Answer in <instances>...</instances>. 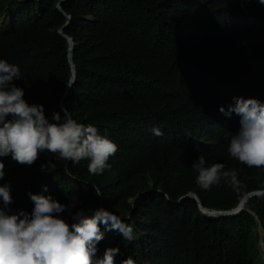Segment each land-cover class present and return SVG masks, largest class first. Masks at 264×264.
I'll return each instance as SVG.
<instances>
[{"label":"trees","instance_id":"16d2710c","mask_svg":"<svg viewBox=\"0 0 264 264\" xmlns=\"http://www.w3.org/2000/svg\"><path fill=\"white\" fill-rule=\"evenodd\" d=\"M68 37L76 67L70 89ZM0 59L20 68L15 85L29 104L44 106L50 121L66 109L119 146L102 175L90 174L87 160L73 164L47 151L30 167L0 158V186L10 185L14 200L9 214L31 213L28 193L47 186L44 195L68 205L59 215L69 224L78 222L76 213L90 217L102 207L134 227L129 242L100 224L97 258L119 247L116 264L128 257L135 264L263 262L255 216L264 232V196L218 219L186 196L198 195L204 209L231 211L264 187V168L229 156V134L239 131L240 117L225 115L234 98L264 103V5L258 0H0ZM154 126L163 136L152 134ZM201 154L206 165L236 168L240 193L223 181L200 189L192 165Z\"/></svg>","mask_w":264,"mask_h":264},{"label":"clouds","instance_id":"9594fccd","mask_svg":"<svg viewBox=\"0 0 264 264\" xmlns=\"http://www.w3.org/2000/svg\"><path fill=\"white\" fill-rule=\"evenodd\" d=\"M258 3L264 5V0ZM18 79L20 68L0 59V158L10 156L19 165L30 167L40 153L47 151L73 164L87 160V170L92 175H102L111 168L108 161L119 146L109 139L107 131L101 134L92 124L78 123L66 109L63 116L54 111L50 121L42 104H29L24 99V90L14 83ZM219 111L225 112L223 107ZM232 113L240 117V128L236 134H229V156L248 168H264V103L234 98V106H229L225 115ZM150 131L157 137L164 134L156 126ZM192 167L197 172L195 183L202 190L210 191L213 186H220L221 181L237 193L244 187L236 168L225 170L223 163L206 165L203 154ZM65 172L71 175L70 170ZM4 177L5 164L0 162V181ZM93 189L95 195H103L97 186L93 185ZM47 192L44 186L41 194L28 193L34 205L31 213L20 210L9 214V206L14 203L11 186H0V264H116L119 247H109L97 258V245L104 239L100 224L106 230H118L126 241L135 240L134 227L102 207L90 217L76 213L73 219L78 222L69 224L59 215L68 210V205L43 194ZM251 194L264 196V187L248 195ZM262 241L264 234L260 242L264 264ZM121 264L135 261L128 257Z\"/></svg>","mask_w":264,"mask_h":264},{"label":"water","instance_id":"95a60500","mask_svg":"<svg viewBox=\"0 0 264 264\" xmlns=\"http://www.w3.org/2000/svg\"><path fill=\"white\" fill-rule=\"evenodd\" d=\"M59 8L62 10L61 6L59 5ZM69 17L71 18V16L69 15ZM63 34V32H61ZM65 35V34H64ZM68 40H69V43H70V54H69V59H70V64L72 66V73H73V76H72V79L71 81H75V74H76V67H75V64L72 60V48L74 46V41L71 37H68ZM74 84V83H73ZM72 84V85H73ZM71 87H69L70 89ZM190 196H193L195 198L196 201L199 202L200 204V209L202 211V213L206 216L209 217L208 214H213V215H216V217H211V218H214V219H218L219 217H222V216H235L237 215L238 213L242 212V211H245L246 210V204L249 202L250 198H252V194L251 195H247L245 197H243L240 201V204L239 206L234 209V210H231V211H216V210H207V209H204V207L202 206V204L200 203V199L198 197V195L196 194H193V193H189ZM185 197V196H184ZM183 197V198H184ZM182 200V199H181ZM133 202L135 203L136 202V197L133 199ZM257 218V220L259 221V224H260V234H264L263 232V226H262V222L261 220L255 216ZM262 249L264 250V241H262Z\"/></svg>","mask_w":264,"mask_h":264},{"label":"bare ground","instance_id":"6f19581e","mask_svg":"<svg viewBox=\"0 0 264 264\" xmlns=\"http://www.w3.org/2000/svg\"><path fill=\"white\" fill-rule=\"evenodd\" d=\"M210 217H216L215 215H213V214H208Z\"/></svg>","mask_w":264,"mask_h":264}]
</instances>
